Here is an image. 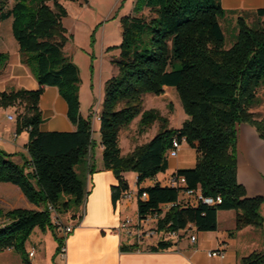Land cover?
<instances>
[{
  "label": "trees",
  "instance_id": "16d2710c",
  "mask_svg": "<svg viewBox=\"0 0 264 264\" xmlns=\"http://www.w3.org/2000/svg\"><path fill=\"white\" fill-rule=\"evenodd\" d=\"M67 2L74 0H0V24L12 20L20 61L30 68L39 85L37 91L0 93V109L23 107L24 113L17 117V132L29 133L23 165L0 150V183L17 186L31 204L43 209L0 210V251L19 252L22 264H31L25 249L36 229L51 231L60 247L65 244L49 207L59 215L68 214L73 208L81 209L87 198L86 183L77 169L88 161L94 148V126L93 118L85 119L80 112V72L65 53L69 42L63 25L68 17ZM146 9L153 18L142 15ZM134 13L122 20L123 41L116 62L119 77L107 83L99 116L104 169L118 181L112 188L113 204L130 190L123 175L135 173L138 219L157 216L160 234L185 231L189 226L202 233L216 232L221 211L236 212L231 237L249 227L261 229L264 198H246V189L238 181L237 128L252 126L264 140V120L253 113L262 104L259 91L264 87V9L239 14L230 49H226L221 25L230 12L223 9L221 0H138ZM251 17L256 21L253 26L248 24ZM9 59L8 54L0 53V62L6 64ZM46 88L58 90L75 131H42L40 104ZM165 88L178 92L188 116L181 129L169 128V120L156 110L143 113L145 96H160ZM139 117L140 135L155 124L159 132L147 144L122 156L120 134ZM174 141L186 143L199 154L194 169L173 175L185 179V186L156 183L143 187L168 171ZM187 191L221 198L222 203L185 206L181 197ZM143 194L147 200L142 199ZM167 205L174 206L164 211ZM174 246L163 238L151 251ZM139 249L135 244L122 250ZM243 263L264 264V257L253 255Z\"/></svg>",
  "mask_w": 264,
  "mask_h": 264
},
{
  "label": "crops",
  "instance_id": "0c3cea01",
  "mask_svg": "<svg viewBox=\"0 0 264 264\" xmlns=\"http://www.w3.org/2000/svg\"><path fill=\"white\" fill-rule=\"evenodd\" d=\"M221 3L223 9L230 12V17L234 19H238L241 12H255L264 9V0H221ZM145 12H150V10L146 9L142 13L146 17ZM252 19L255 20L254 17ZM0 40H3L1 36ZM11 46H13L12 51L0 52L10 56L7 70H0L2 75L0 93L20 89L37 91L39 85L30 68L20 61L18 43H11ZM40 108L43 115V132L75 131V127L67 116V104L56 88H46ZM0 111L3 114L0 120V150L14 155L13 161L18 165H23V159L27 156L29 133L17 132V119L13 116L16 107L0 109ZM9 116H12L14 120L10 121ZM95 118L93 124L95 123L96 126L98 123L99 129V118L97 120ZM94 129L98 130L96 127ZM237 129L238 181L246 189V198H264V140L259 137L252 126L239 125ZM122 133L120 134V146L122 156H125L131 154L136 147L130 144V150L125 154L122 147ZM93 141L94 148L88 159L92 163L88 169L87 198L81 208L82 212L72 215L65 225L74 227L73 232L65 241L66 254L61 255L62 247L51 231L42 232L36 229L29 240L31 246L28 249V257L29 253L36 249V257L29 258L31 264H244L243 261L253 255L264 257V225L261 229L246 228L231 237L230 235L236 229L237 215L234 211L218 213L216 232L202 233L195 228L192 235L196 236V243L191 242L188 236H184L175 243L173 248L162 252L151 251L161 237L140 241L137 235L133 238L121 235L118 229L125 219H131L135 223L139 221L137 200L126 201L121 198L115 205L113 204L112 188L118 186V181L111 172L104 169V149L100 133L94 132ZM198 158V152L183 143L176 156H168V171L158 175L155 180L145 182L143 187H152L156 183L167 186V181L177 171L194 169ZM123 177L130 190L138 192V175L125 173ZM130 180L134 183L132 184ZM187 198L182 196L181 201ZM18 209L43 211L42 208L31 204L17 186L0 183V210L11 212ZM261 214L264 218V205ZM63 236L59 233L60 238ZM135 244L140 247L139 250L133 252L122 250L124 246ZM215 251L225 252L226 258H210L208 254ZM17 261L22 264V258Z\"/></svg>",
  "mask_w": 264,
  "mask_h": 264
},
{
  "label": "rangeland",
  "instance_id": "374dc122",
  "mask_svg": "<svg viewBox=\"0 0 264 264\" xmlns=\"http://www.w3.org/2000/svg\"><path fill=\"white\" fill-rule=\"evenodd\" d=\"M137 3L138 0H74V2L64 3L68 17L63 20V25L69 39L65 53L80 72L79 103L80 112L85 119L90 116L94 119L96 115L95 120L99 118L105 101L107 83L119 77L116 62L120 59V47L123 41L122 20L134 13ZM12 6L13 2H10L9 7ZM145 15L147 19L154 17L151 12H145ZM237 20L231 18L230 15L221 20L226 36V49H230L235 42ZM255 22L251 17L248 24L251 26ZM0 36L3 38L0 40V52L12 51L11 43L16 44L17 42L12 33L11 20L0 24ZM6 67L7 63L0 62V70H7ZM259 98L262 104L255 108L253 113H256L259 120H264V87L259 91ZM153 110L158 111L161 116L169 120L171 129H181L188 120L180 96L175 89H164V93L160 96L146 95L143 113ZM23 113V107H16L13 116L17 119ZM1 118H3V114L0 111V120ZM140 121L141 117L123 130V133L121 132L125 154L130 150V144L133 147L143 146L159 132V125L155 124L147 133L140 135ZM10 125L12 124L10 123ZM93 125L98 129V123L96 126L95 123ZM94 132L99 133V129H94ZM91 163V161H86L77 169L78 175L84 183H87L88 169ZM130 182L134 183L132 180ZM80 212H82L81 209L73 208L68 214L59 215L56 213L52 215V219L54 223L60 222L66 225L72 215ZM30 246L31 243L28 242L25 249L27 256ZM11 251H0V264H19L17 260H20L22 255L19 252ZM41 255L43 256V252Z\"/></svg>",
  "mask_w": 264,
  "mask_h": 264
},
{
  "label": "built area",
  "instance_id": "2783aa9c",
  "mask_svg": "<svg viewBox=\"0 0 264 264\" xmlns=\"http://www.w3.org/2000/svg\"><path fill=\"white\" fill-rule=\"evenodd\" d=\"M8 118L10 121L14 120L12 116H9ZM181 146L182 145L178 141H174L173 149L169 152V155L176 156L180 152ZM185 184H186L185 179L178 180L174 176H171L169 180L167 181V186L171 188L184 187ZM183 196L188 197L187 200L183 201L182 203L185 206L197 207L200 203L212 206V205L222 203L221 198H217V199L206 198L203 196L201 192L187 191ZM122 199L126 201L137 200L138 193L129 190L128 192L123 194ZM142 199L147 200L148 199L147 194H143ZM173 206L174 205L165 206L164 211L168 210L170 207H173ZM49 209L52 215L56 214V211L53 209V207H49ZM157 222H158L157 216L149 217L143 221H138L136 223L131 219H125L121 223L118 230L121 235H124L128 238H133L134 236L137 235L140 241H142L143 239H154V238L161 237V239L164 238L166 241H172L174 243H177L182 237L188 236L191 242L196 243L197 238L195 235H192L193 231L195 230V227L189 226V228L185 231L164 235V234H160L157 231ZM55 225L58 226L59 233L64 235L63 238L66 241L68 235L73 232L74 227L65 226L63 223H60V222L55 223ZM65 254H66V247L64 244V246L61 248V255L64 256ZM208 256L210 258L219 257L221 259H225L226 253L223 251H215V252L209 253ZM35 257H36V249H33L29 253V258L34 259Z\"/></svg>",
  "mask_w": 264,
  "mask_h": 264
}]
</instances>
